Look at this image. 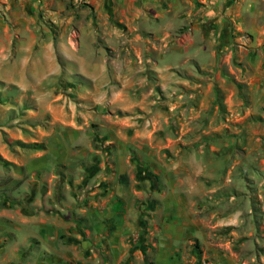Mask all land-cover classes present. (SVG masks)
<instances>
[{"label": "rangeland", "instance_id": "rangeland-1", "mask_svg": "<svg viewBox=\"0 0 264 264\" xmlns=\"http://www.w3.org/2000/svg\"><path fill=\"white\" fill-rule=\"evenodd\" d=\"M111 19L115 26H45L58 75L31 92L0 81V264H102L95 249L113 244L33 238L18 217H3L31 213L30 182L59 169L61 153L78 158L90 194L102 165L113 167L140 193L133 200L177 204L201 231L194 246L264 264L263 47L250 49L238 26Z\"/></svg>", "mask_w": 264, "mask_h": 264}, {"label": "crops", "instance_id": "crops-1", "mask_svg": "<svg viewBox=\"0 0 264 264\" xmlns=\"http://www.w3.org/2000/svg\"><path fill=\"white\" fill-rule=\"evenodd\" d=\"M117 15L128 26H170L171 15L179 16L182 26H210V32L238 26L248 47H263L264 52V0H85L84 5L78 0H0V81L31 92L32 82L58 75L59 56L53 40L42 37L45 26H115L111 18ZM78 161L61 153L54 162L59 169L39 172L31 180V213L19 210L18 216L7 209L3 217H18L33 238L69 233L113 241L109 248L95 249L102 264H206L211 257L215 264H233L226 254L193 245V238L202 239L201 231L183 220L177 204L133 200L140 193L126 178H116L113 167L102 165L93 179L98 188L90 194V176ZM45 182L49 191L41 186ZM66 189L67 197L61 193ZM47 195L49 204L43 201ZM89 250L92 246L85 253Z\"/></svg>", "mask_w": 264, "mask_h": 264}, {"label": "trees", "instance_id": "trees-1", "mask_svg": "<svg viewBox=\"0 0 264 264\" xmlns=\"http://www.w3.org/2000/svg\"><path fill=\"white\" fill-rule=\"evenodd\" d=\"M64 264H68V263H64Z\"/></svg>", "mask_w": 264, "mask_h": 264}]
</instances>
